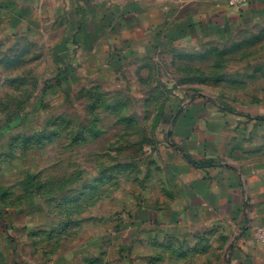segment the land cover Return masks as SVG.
I'll return each instance as SVG.
<instances>
[{
    "label": "rangeland",
    "instance_id": "obj_1",
    "mask_svg": "<svg viewBox=\"0 0 264 264\" xmlns=\"http://www.w3.org/2000/svg\"><path fill=\"white\" fill-rule=\"evenodd\" d=\"M32 29H0V264H88L104 239L98 264H225L217 233L144 222L137 204L157 137L179 108L232 94L236 84L217 83L215 51L152 40L132 49L113 35L96 50L98 40L70 27Z\"/></svg>",
    "mask_w": 264,
    "mask_h": 264
},
{
    "label": "crops",
    "instance_id": "obj_2",
    "mask_svg": "<svg viewBox=\"0 0 264 264\" xmlns=\"http://www.w3.org/2000/svg\"><path fill=\"white\" fill-rule=\"evenodd\" d=\"M38 20L41 33L70 27L95 38L96 50H108L113 35L132 49L143 41L149 50L152 40L154 48L172 41L208 56L215 51L217 83L232 82L234 90L199 95L161 127L139 219L213 231L227 243L225 264H264V239L255 228L264 225V159L257 157L264 150V0L238 8L227 0H0V29L9 36L33 35ZM246 85L247 96L240 90ZM121 210L129 211L127 199ZM107 221L113 228L118 220ZM106 240L100 253L84 258L88 264L105 261Z\"/></svg>",
    "mask_w": 264,
    "mask_h": 264
},
{
    "label": "built area",
    "instance_id": "obj_3",
    "mask_svg": "<svg viewBox=\"0 0 264 264\" xmlns=\"http://www.w3.org/2000/svg\"><path fill=\"white\" fill-rule=\"evenodd\" d=\"M230 7L238 8L247 4H250L254 0H227ZM257 235L264 239V225H258L255 227Z\"/></svg>",
    "mask_w": 264,
    "mask_h": 264
},
{
    "label": "trees",
    "instance_id": "obj_4",
    "mask_svg": "<svg viewBox=\"0 0 264 264\" xmlns=\"http://www.w3.org/2000/svg\"><path fill=\"white\" fill-rule=\"evenodd\" d=\"M2 213H3V212H2V209H0V227L2 226L1 224L3 223L2 220H1V218H2ZM16 254H17V253H16Z\"/></svg>",
    "mask_w": 264,
    "mask_h": 264
}]
</instances>
